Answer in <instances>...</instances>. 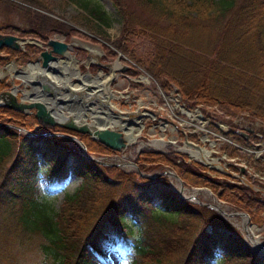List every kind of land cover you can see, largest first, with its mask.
Returning a JSON list of instances; mask_svg holds the SVG:
<instances>
[{"label": "trees", "instance_id": "1", "mask_svg": "<svg viewBox=\"0 0 264 264\" xmlns=\"http://www.w3.org/2000/svg\"><path fill=\"white\" fill-rule=\"evenodd\" d=\"M22 1L43 6L38 0ZM111 1L122 19L124 35L112 44L151 73L164 94L176 89L189 106L201 105L203 110L217 106L223 118L232 120L247 113L264 123V0H132L150 14L153 21L148 22L153 24L137 18L129 0ZM0 2L27 21V28L19 29L21 35L46 40L49 32L58 29L57 21L29 6ZM80 4L89 11L85 20L94 21L101 36L108 39L106 13ZM134 36L149 40L147 58L132 49L128 38ZM4 50L8 55L0 57V64L18 61V51L3 47L1 52ZM20 60L25 62L26 57ZM3 85L0 81V89ZM28 118L0 106V264H98L88 248L99 258L110 250L127 264H206L217 256L221 264H264V256L254 253L236 228L213 209L179 196L166 176L148 179L135 171L101 165L61 135L80 137L89 154L115 153L87 134L40 126L37 133L57 135L33 137L12 126L30 129ZM210 127L244 147L264 141L253 133L246 139L234 129ZM221 148L229 158L238 159L236 162L249 158L228 141ZM39 152L50 165V156L61 157L60 163L49 165L55 170L52 179L48 178L50 187L62 181L69 167L82 179L54 214L35 196ZM134 161L144 173L172 167L185 186H207L219 199L244 210L249 222L264 225L261 192L238 184L228 173L187 160L172 144L158 151L143 148L135 153ZM249 162L264 173L262 160ZM228 168L239 172L237 165ZM247 177L264 186L260 174ZM126 214L137 223L136 233Z\"/></svg>", "mask_w": 264, "mask_h": 264}, {"label": "rangeland", "instance_id": "2", "mask_svg": "<svg viewBox=\"0 0 264 264\" xmlns=\"http://www.w3.org/2000/svg\"><path fill=\"white\" fill-rule=\"evenodd\" d=\"M11 1L19 2L25 6H29L30 8L37 10L46 17L50 19L52 18L53 20L57 21V23H55V27H58V29L49 32L46 35V37L49 38L56 36L58 38L63 39L66 42L74 43L73 51L71 53H73L76 56V58L79 60L76 61L74 59L72 60L67 59L65 62H63V69H60L64 74L59 72L53 74L55 75V78L62 80V83H58V80L55 79L56 84H58L57 87L58 93L63 94V98L65 99V102L63 104L65 110L63 109L62 110L63 112L65 113L69 112L70 111L68 110L69 107L75 109V112L73 111V113L77 115L82 111L87 117V120H91V121L94 120L98 124H102L107 119L109 120L118 119L117 115L113 112V109L109 107L110 104H108L107 102L108 99H110L108 101L115 103L118 109L125 111L127 113L133 112L136 109H138L141 112H144L145 114L149 113L150 111H153L154 113L153 117L147 114L148 116H144V118L141 119L143 122V127L140 130L141 132H139V135L136 139V143L129 145L127 149H125L122 152H116L109 155L90 153L91 155L99 156L104 161L106 160L114 163H123L125 161H134L135 153L140 151V150L137 151L140 142H144L147 144H149L150 142V144L146 148H151L150 145L154 146L152 144L153 139H163L167 143H169V141H172L173 142L172 145L176 150L180 147L186 150L187 148H185V146L186 147L191 146L186 141H192L197 145H200L204 149L209 150L211 152L210 158L218 159L220 163L227 166V169L223 167H221L218 170L216 169L218 173L222 174L225 172L226 173L231 172V170L228 168L230 164L227 163L230 161L226 159L227 158L226 153L223 152L221 148L222 143L227 141L226 139L228 138L225 137L220 132L213 130L210 127L211 125L223 131L229 129H234V130L238 129L240 131H245L248 129L250 131H253L255 135L264 137V123L250 118L247 113H243L233 118L232 120H229L222 117L221 111L217 106H212L210 108H206L205 110H203L201 105H195V106L187 105V103L183 100V97L180 96L181 94L178 91H175L176 89H172L169 94H164L158 82L151 74L145 71L143 67L135 65L136 63L135 64L133 63L134 60L131 61L128 54L125 55L122 52L118 51L116 46L112 44L117 39L124 37V35L122 32L123 31L122 19L111 0H79V1L38 0L43 4V6H38L37 4H30L22 0H11ZM82 2L88 5L89 7H97L106 13V19L109 23L108 27L106 28V35L108 36V39L101 36L102 34L99 33L100 31L98 28H96V24L94 21L85 20V17L86 15H88L89 11L83 9V7L80 4ZM129 4H130V10L133 9L135 13H137L136 14L137 18L140 17V19H144L146 21L145 23H147L149 19H152L149 13L138 7L136 1L129 0ZM26 22L27 21L23 19V17L18 12L13 11L11 8L6 7L5 5L2 4V2H0V34L11 33L13 35H17L29 39L35 38L40 41L41 40L40 37L21 35L22 33L20 32L19 29L21 28L26 29L27 28ZM148 23L153 24L152 22H148ZM61 27L62 29L64 28L65 32L61 31ZM128 39H129V43L130 42L132 43V47H133L132 49L135 50V54L142 56L143 58H147L146 54L150 50L149 40L146 37H138V36L130 37ZM36 43L37 42H35L34 40H31L29 43H25V47L23 49L31 52L33 50L31 47L35 46ZM37 45H41V44L37 43ZM88 46H92L96 50L99 49L101 53H97V54L92 53V50L89 51L90 47ZM6 53H7L6 51L1 52V54H6ZM91 58L92 60L91 62H89V59ZM12 61H14V63L16 64V67L14 66L16 68L15 70H12V67H10L11 65L8 64L10 62H8L6 65L5 63L0 64V71L3 70L6 73V75L1 79V81L4 83V85L2 86L3 90L8 89L11 86L10 80L12 79L14 80V83L18 85V89L31 90L32 85H30L29 82H26L22 77L19 76L21 72L24 71L23 69L29 68L30 64L26 65L27 62H23L19 59L18 61L15 60ZM115 61H119V65L115 68V70H113L111 65H114ZM125 65H127L129 68L124 70ZM75 66L80 67L82 69V71L80 70L81 74L89 72L91 74V77L88 78L77 77L76 74H72L73 68ZM113 74H115V76L110 78V76ZM143 74L145 76H149L150 79L149 83H146L144 82V80L140 79V77ZM67 78L71 81L67 82ZM50 79H53V76H51ZM80 79L85 83L90 82L91 90L96 89L95 90L96 94L94 98H90L92 100L87 98L89 97L87 93L91 92L89 90H84L83 92L79 89H78L79 91L77 90V92L69 91L70 87L72 88L82 87V84L79 82ZM25 82L27 85L26 88L23 85L25 84ZM63 83L66 84L64 85L65 87L63 86ZM97 91L99 92V95ZM18 94L19 96L21 95L20 92H18ZM105 95L106 96L109 95V98H107ZM114 95L117 97H115ZM76 98L78 100H76ZM81 98L82 100H80ZM86 99H89V107L93 108L95 110L94 112L87 109L85 103ZM179 107L181 109H179ZM134 116L135 115L127 114L125 117L128 122L133 123L137 121ZM28 119H29L28 125L30 128L29 130H33V132L37 133L36 130L40 129L38 127L39 126L38 123L34 121L31 117H29ZM150 120H155V123H150L149 122ZM113 127L120 128V126L118 125H113ZM189 133H195L194 137L188 136ZM203 138H205L206 140ZM74 142L78 146V143L76 141ZM258 143L261 144V146H257ZM165 148L166 146L161 147L159 149L158 148H153V149L158 151V150H164ZM191 148H193V150L196 149L192 146ZM263 148H264V142L260 141L257 143L256 142L248 143V145H246V147L242 149L243 155L248 156L249 158L242 157L241 163H245L246 165H248L251 173L253 172L255 173L253 174V178H256L257 175L260 174L264 179V173H261L262 170L258 169L261 171H257L255 167L257 165L250 164L249 162L250 159H255V160L260 159L262 160V162H264V152L258 154L259 150ZM185 150L180 152L184 153L187 156V160L200 162L199 159L192 157L188 150L187 151ZM122 155H124L126 158H123ZM38 158H39L38 164L40 170L38 173V181H37L38 191L36 192L35 196H37L39 201L47 204L46 209L48 208L49 213L54 214L56 211H58L60 205L63 203L65 196L68 194H72L76 189L80 187L82 183V179L77 174H75L72 167H69L62 181L57 186L54 187L53 185L50 187L48 184V178L52 179L55 170L52 169V167H49L50 163L44 158L42 153L40 152L38 153ZM234 159L236 161L238 160L236 158ZM11 161L12 158L8 160L6 167L10 164ZM49 161L51 162L50 166H52V164L60 163L61 157L52 155L50 156ZM212 161L216 162V160L215 161L212 160ZM105 166H116V165H105ZM130 167H131L130 165L129 166L122 165V167L119 168L122 170H128ZM47 169H48V173H47ZM210 169H214V168H210ZM164 170L175 171L172 167H162L158 171H164ZM155 172L147 173V174H153ZM178 175L181 177L180 174ZM214 175L215 174L212 173V176ZM2 178H3V172L0 175V182ZM246 178L247 180L251 181L247 176ZM181 179L183 181L182 177ZM171 184L175 188H177V181L175 178L171 179ZM241 185L250 188L247 184H241ZM185 187L187 189L206 188L211 191L210 195H212L213 198L203 190L197 194V199L206 202L213 201L215 202V204L216 201H218L219 204H222L225 207L227 213H230V210L235 209L233 205L219 199V197H217V195L214 194L213 191L207 186L192 185ZM254 188H259L261 190L264 189V187H262V185H260L259 183H255ZM261 192L264 195V191ZM154 205L156 207L159 206V202H156ZM235 210L245 212L244 210H239V209H235ZM224 216L227 217V219H225L223 216L222 217L225 220H227L234 228H236V230H238V232L242 234L243 237L246 234H248V231L245 230L243 226H239L235 223L236 221L239 224L243 225L244 223L241 217L239 216L234 217L228 215H224ZM126 219L130 228H132L136 233L138 230L137 223L133 219H131L129 214H126ZM252 224L256 226L255 230L253 231L255 238L259 236L260 242L264 243V225L259 226L256 223H252ZM246 243L248 244V246L250 245L251 247V243H252L251 241L250 243H248V241ZM88 249L90 255L94 258V260L98 262V264H127L125 260H123L116 253L110 250L105 251L103 256L104 258H99L90 248ZM34 264H40V263L37 262ZM206 264H221L219 260V256H217L216 259L208 260Z\"/></svg>", "mask_w": 264, "mask_h": 264}, {"label": "water", "instance_id": "3", "mask_svg": "<svg viewBox=\"0 0 264 264\" xmlns=\"http://www.w3.org/2000/svg\"><path fill=\"white\" fill-rule=\"evenodd\" d=\"M29 39L27 38H21L17 37L15 35L11 34H0V48L2 47H9L13 49H22L25 46V43L28 42ZM40 44L43 45V50L39 53L36 62H39L41 65V70L37 72L33 79L30 81V84L35 86L34 91H23L18 89V85L14 83V80H10L11 88L8 90H2L0 91V106L7 107L9 109L18 111V112H25V113H31L32 110H35V117L39 121L41 125L44 126H50L53 127L55 125L72 130L78 133L87 134L91 138L97 140L101 144L105 145L106 147L116 151V152H122L124 151L129 145L136 143V141H129L126 137L125 130L120 128H114L110 126H103L101 124H98L94 120L88 121L87 117L83 115L84 118H75L73 114H67L68 116H64L63 114H57V111H54V106H57L60 110L63 109V103L65 102V99L60 98L59 96H55L56 94V88L52 86L51 82H49L48 78L50 77L48 72L55 73L57 72V67L59 66V60L67 58L69 55L74 56L71 51L73 50V42H65L64 40L59 39L58 37H51L46 42L38 41ZM10 64L15 65L14 62H11ZM129 67L127 65L124 66V70L128 69ZM89 74V73H88ZM5 76L4 71H0V80L2 77ZM22 84V82H21ZM26 86V83L23 84ZM84 89H91V85L87 84L84 86ZM83 89V90H84ZM21 92V97L18 98L17 92ZM35 92V93H34ZM37 93V94H36ZM27 95V96H26ZM44 96V97H42ZM47 96H52V98H46ZM26 97L28 99H26ZM91 98V97H90ZM89 98V99H90ZM89 99L86 100V106L88 108ZM29 100V101H27ZM85 101V100H83ZM57 108V110H58ZM128 115H140L142 116L143 113L140 114L138 110L136 109L133 112H128ZM7 125V124H5ZM16 129H18L20 132L28 134L33 137H39V136H46V135H53V133H43V134H37L33 133L32 131H29L23 127L14 126ZM64 135V134H63ZM64 136L76 141L78 143V146L83 153V155L88 158L89 160L95 161L102 165H116L119 167H122V163H114L110 161H104L99 156L91 155L87 152V147L84 144L83 141L79 140L76 136L65 134ZM161 141L156 145L154 141ZM190 145L202 149L201 146L197 145L194 142L186 141ZM169 143H172L169 141ZM150 144V143H149ZM149 144L140 142V145L137 148L138 150H141L142 148H146ZM168 143L165 140L161 139H155L153 140V145L151 148H161L165 147ZM173 144V143H172ZM178 151H184V148H178ZM186 151V150H185ZM264 151V148L259 151V153H262ZM210 152V151H209ZM123 158H126L124 155H122ZM216 160V159H215ZM204 165L210 167V168H216L220 169L219 166H223L219 161H216V165L214 163H205L201 160ZM125 164L131 165V167L127 171H135L140 176H143L148 179H154L158 176H166L170 180V186L181 196L182 198H185L189 201L200 203L202 205H206L210 208H212L215 212L223 216L225 219L227 217L224 216V213L221 211V209L218 208L217 204L215 202H206L201 201L197 199V194L201 191H206L207 193H211L210 190L206 188H191L187 189L184 186V183L181 179V177L173 170H164L159 171L153 174H147L142 172L137 164L134 161H126ZM219 165V166H218ZM226 168V167H224ZM241 173L245 172V167H240ZM235 176V175H234ZM238 179L242 180L247 184L249 187L254 189V185L248 181L244 175L236 176ZM175 178L177 181V188H175L171 184V179ZM185 190H189L188 194H184L183 192ZM230 216H239L241 217L242 221H244L245 225L248 227L250 225H253L252 223H249L248 216L243 211H238L235 209H232L230 211ZM258 229V228H257ZM246 242L250 243V241H259V236L257 238H252L248 234L244 236ZM250 247V245H249ZM250 249L256 253L257 255L264 256V251L258 252L255 251L250 247Z\"/></svg>", "mask_w": 264, "mask_h": 264}, {"label": "bare ground", "instance_id": "4", "mask_svg": "<svg viewBox=\"0 0 264 264\" xmlns=\"http://www.w3.org/2000/svg\"><path fill=\"white\" fill-rule=\"evenodd\" d=\"M76 39V38H75ZM74 41V40H73ZM88 47H90V50H92V53H101V51L98 49V50H96L94 47H92V46H88ZM89 54V53H88ZM88 56V55H87ZM90 56H92V55H90ZM76 57V56H75ZM75 57L74 56H71V55H69L66 59H60L59 60V66L56 68L57 69V72H59V73H62V71L60 70V69H63V61H66L67 59L68 60H72V59H74L75 60ZM93 58V57H92ZM92 58L91 59H89V62H91V60H92ZM121 58V57H120ZM82 60V59H81ZM115 60V59H114ZM113 60V61H114ZM93 62V61H92ZM128 64V63H127ZM119 65V61H115V64L114 65H111L112 66V69L113 70H115V68L117 67ZM78 66V65H77ZM77 66H75L74 68H73V71H72V74H76V76L77 77H86V78H88L89 76H87V75H89V74H87V75H83V74H81L80 73V71H79V69L77 68ZM10 67H12V70H15L16 68L13 66V65H11ZM80 68V67H79ZM24 71H22L21 72V74L19 75L20 77H22L26 82H29L30 80H32L33 79V77H34V74L37 72V71H40L41 70V65H38V64H30V66H29V68H26V69H23ZM66 70V69H65ZM81 70V69H80ZM3 71V70H2ZM82 71V70H81ZM108 71V70H107ZM117 71V70H116ZM50 72V71H49ZM56 72V73H57ZM55 73V74H56ZM62 74H64V73H62ZM71 74V75H72ZM151 74V73H150ZM63 76V75H62ZM65 76V75H64ZM101 76V75H100ZM115 76V74H113V75H111L110 76V78L111 77H114ZM153 76V75H152ZM99 77V76H98ZM103 77V76H102ZM122 77V76H121ZM155 78V77H154ZM55 79H57V78H55V77H53V80H55ZM83 79V78H82ZM99 79V78H98ZM100 79H101V77H100ZM109 79V78H108ZM140 79L141 80H144V82H146V83H149L150 82V79H149V76H145L144 74L140 77ZM58 80V83H62V80L60 79H57ZM81 80V79H80ZM79 80V82L81 83V84H83L82 83V80L80 81ZM135 80V79H134ZM157 80H159V79H157ZM69 81H71V80H69L68 78H67V82H69ZM92 81V80H91ZM109 81V80H108ZM25 82V83H26ZM64 82V81H63ZM68 84V83H67ZM89 84H90V82H89ZM99 84V83H98ZM58 85V84H57ZM64 85H66V84H64L63 83V86ZM84 85H87L85 82H84ZM93 85H95V84H93ZM107 85V84H106ZM98 86V85H97ZM56 87V86H55ZM61 87V86H60ZM65 87V86H64ZM107 87V86H106ZM63 88V87H62ZM66 89V88H65ZM70 90V92H73V88L72 87H70L69 88ZM96 90V89H95ZM95 90H91V92L90 93H87L88 95H89V97H91V98H94V96H95V94L96 93H94V91ZM98 90V89H97ZM100 90V89H99ZM101 90H103V89H101ZM79 91V90H78ZM107 91V90H106ZM176 91V90H175ZM98 92V91H97ZM102 92V91H101ZM165 92V91H164ZM68 93V92H67ZM113 93V92H112ZM60 94V93H59ZM71 94H73V93H71ZM103 94V93H102ZM101 94V95H102ZM77 95V94H76ZM80 95V94H79ZM98 95H99V92H98ZM118 95H120V94H118ZM27 96V95H26ZM106 96V95H105ZM115 96V95H114ZM122 96V95H121ZM178 96H179V94H178ZM181 96V95H180ZM67 97V96H66ZM89 97H87V98H89ZM107 98H109V95L108 96H106ZM110 97H111V94H110ZM115 97H117V96H115ZM84 98V97H83ZM102 98H104V97H102ZM113 98V97H112ZM77 99V98H76ZM96 99V98H95ZM97 99H99V98H97ZM90 100H92V99H90ZM103 100V99H102ZM106 100V99H105ZM108 100H110V99H108ZM107 100V102H108V104H110L109 105V107L111 108V109H113V112L117 115V117H118V119H111V120H109V119H107L105 122H103L101 125H103V126H110V127H113V125H118V126H120V127H122L124 130H125V134H126V138L129 140V141H136V139H137V137H138V135H139V132H141L140 130L142 129V127H143V122H142V118H144V116H148L147 114H149V116H152L153 117V115H154V113H152L151 111L149 112V113H147V114H145V113H143V115L142 116H140V115H135L134 117H135V119L137 120V121H135V122H133V123H131V122H128L127 120H126V115H127V112H125V111H122V110H120V109H118L117 107H116V105H115V103H112V102H110V101H108ZM67 101V100H66ZM114 101V100H113ZM139 101V100H138ZM77 102V101H76ZM86 102V101H85ZM181 102V101H180ZM179 102V103H180ZM75 103V102H74ZM92 103V102H91ZM182 103V102H181ZM78 104V103H77ZM71 105V104H70ZM92 105V104H91ZM90 105V106H91ZM142 105V104H141ZM171 105V104H170ZM64 106V105H63ZM68 106V105H67ZM57 107V106H56ZM58 108V107H57ZM64 108V107H63ZM67 108V107H66ZM80 108V107H79ZM82 108V107H81ZM179 109H181L180 107H179ZM58 110L62 113V110H60L59 108H58ZM64 110H65V108H64ZM68 110H70L68 113L69 114H73L74 115V117L75 118H80V117H82L83 116V113L84 112H80V113H78V115L77 114H75V113H73V111L75 112V109H72V108H70L69 107V109ZM88 110H91L92 112H94L95 110L93 109V108H91V107H89V104H88ZM57 111V110H56ZM77 111V110H76ZM199 111V110H198ZM60 112H58L57 111V114H60ZM85 112H87V111H85ZM108 112V111H107ZM190 112V111H189ZM194 112V111H193ZM193 112H192V114H193ZM68 113H66L65 114V112H63V117L64 116H68L67 114ZM140 114H141V111H140ZM191 114V115H192ZM115 115V116H116ZM88 116V115H87ZM193 116V115H192ZM106 118V117H105ZM132 120V119H131ZM133 121V120H132ZM180 121H181V119H180ZM180 123V122H179ZM135 125V126H133V125ZM174 124V123H173ZM192 124V123H191ZM202 125V124H201ZM201 128H202V126H201ZM137 130V131H136ZM69 133H71V132H69ZM71 134H73V133H71ZM58 135H60V134H58ZM83 135V134H82ZM80 138V137H79ZM203 139H205V138H203ZM155 143H156V145L158 144V143H160L161 141H154ZM150 143V142H149ZM152 143V142H151ZM153 144V143H152ZM175 144V143H174ZM185 148H187L186 150H188L189 151V153H190V155L192 156V157H195V158H197V159H199V160H201V161H204L205 163H212L213 161L212 160H214L215 161V159H211L210 158V154H211V152H209L208 150H206V149H195V150H193V148H191V146L190 147H186L185 146ZM126 162V161H125ZM125 162H123L122 164H124V165H126V166H129V164L127 165V164H125ZM214 163V165H216V162H213ZM131 166V165H130ZM219 167H222V166H219ZM125 171H127V170H125ZM127 172H131V171H127ZM188 192H189V190H185L183 193L184 194H188ZM206 192V191H205ZM209 194V193H208ZM210 195V194H209ZM210 196H212V195H210ZM212 198H213V196H212ZM216 204H217V206H218V208L219 209H221V211L224 213V215H228V216H230V213H227V211L225 210V207L222 205V204H219V202L218 201H216ZM233 221H235V220H233ZM235 223L237 224V225H239V226H243V228L245 229V230H247L248 231V235L250 236V237H252V238H255V236H254V230H255V228H256V226H254V225H250L249 227L247 226V225H245V223H244V221H243V225H241V224H239L238 222H236L235 221ZM257 240H259V239H257ZM252 243H251V247H252V249H254L255 251H258V252H262V251H264V243H261L260 242V240L259 241H251Z\"/></svg>", "mask_w": 264, "mask_h": 264}, {"label": "flooded vegetation", "instance_id": "5", "mask_svg": "<svg viewBox=\"0 0 264 264\" xmlns=\"http://www.w3.org/2000/svg\"><path fill=\"white\" fill-rule=\"evenodd\" d=\"M17 36V35H16ZM19 37H21V36H19ZM35 39V38H34ZM33 50L31 51V52H29V51H27V50H22L21 52H19L17 55H18V58L19 59H21V58H23V57H26L27 58V62H32L36 57H37V55L40 53V51L42 50V48H44L43 47V45L41 44V45H37V43H36V45L35 46H32L31 47ZM2 49V48H1ZM6 55H8V53H6V54H1V52H0V57H5ZM248 130V129H247ZM236 131L238 132V133H240V130H238V129H236ZM253 133V131H250V130H248L247 131V135H245V137H246V139H248L249 138V135L250 134H252Z\"/></svg>", "mask_w": 264, "mask_h": 264}, {"label": "crops", "instance_id": "6", "mask_svg": "<svg viewBox=\"0 0 264 264\" xmlns=\"http://www.w3.org/2000/svg\"><path fill=\"white\" fill-rule=\"evenodd\" d=\"M82 83H84L83 81H82ZM77 88V87H76Z\"/></svg>", "mask_w": 264, "mask_h": 264}]
</instances>
